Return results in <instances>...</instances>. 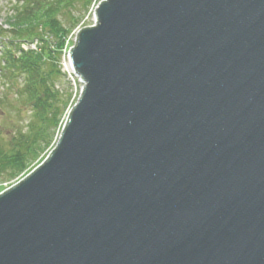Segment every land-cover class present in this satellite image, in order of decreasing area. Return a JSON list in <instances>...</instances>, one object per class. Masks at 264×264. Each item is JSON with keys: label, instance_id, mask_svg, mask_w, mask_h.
Segmentation results:
<instances>
[{"label": "water", "instance_id": "obj_1", "mask_svg": "<svg viewBox=\"0 0 264 264\" xmlns=\"http://www.w3.org/2000/svg\"><path fill=\"white\" fill-rule=\"evenodd\" d=\"M56 147L0 193V264H264V0H105Z\"/></svg>", "mask_w": 264, "mask_h": 264}, {"label": "trees", "instance_id": "obj_2", "mask_svg": "<svg viewBox=\"0 0 264 264\" xmlns=\"http://www.w3.org/2000/svg\"><path fill=\"white\" fill-rule=\"evenodd\" d=\"M93 1L18 0L7 21L10 30L0 29V74L6 83L0 93V119L8 123L10 132L8 136L0 130V177L6 172L10 173L9 178L22 175L33 161L34 168L43 160L39 156L50 146L71 98L68 90L59 86L64 77L60 62L66 42L79 26L78 13L91 7ZM35 42V50L22 47ZM20 79L23 83H19ZM14 92L24 99L21 107L26 105L24 109L31 112L25 131L24 126H17V121L22 122L25 116L13 106ZM14 111L20 115L16 121Z\"/></svg>", "mask_w": 264, "mask_h": 264}, {"label": "rangeland", "instance_id": "obj_3", "mask_svg": "<svg viewBox=\"0 0 264 264\" xmlns=\"http://www.w3.org/2000/svg\"><path fill=\"white\" fill-rule=\"evenodd\" d=\"M102 1H105V0H94L92 2L91 7L87 8L86 10L81 9V12L78 13L79 14V18H80L79 26L84 28V27H90L91 25L94 24L95 9L98 7V5ZM17 4H18V0H0V29L3 28V29H7L8 31L10 30V26L8 25L7 21H8V18L11 15L14 14V12H13L14 9L13 8ZM1 38L2 37L0 36V54H1V51H2V39ZM74 39H75V37H74V35H72L71 38H70V42L71 43L74 42ZM34 44L37 45L36 42ZM28 48H31V47H28ZM67 61H68V58L63 56L62 60L60 62V67H61V70H62V72L64 74V77H63V79H62V81H61L59 86L63 90H68V92L71 95V98L69 100L68 107L66 108V110L63 113V117L61 119L59 127H57L55 133L53 134V139H52V142H51L50 146L48 148H46L45 151H43L42 154L39 156V158L43 157V160L48 155V153L52 150V148L56 145V143H57V141L59 139V136H60V128L63 127V122H64V119L66 117L65 114L70 109L71 105H73L74 102L77 100V97L81 93L82 87L84 85L83 82H81L79 80V78H77V76H74L73 78H71L69 76L70 73L65 69V63ZM22 80L23 79H20L19 83H21ZM5 84L6 83L1 81V74H0V93H2V94H3L4 89H5ZM13 94L14 95L11 96L12 97L11 99L13 100V104H14L13 106L16 107L17 109L21 110L23 112V116H25V120H23L22 122L17 121V126L18 127L19 126L20 127L24 126L23 130L25 131L26 130L25 127L27 126V124L29 122L28 116L30 115L31 112L29 111V109H27V110L24 109L25 107H28V106L24 105L23 107H21L22 104L24 103V99L23 98L22 99L19 98V96H17L15 94V92ZM18 99L20 101H18ZM19 107H21V109ZM17 109H16V111H17ZM16 111H14V113H13V117H15L16 119L12 118V119H15V121L18 120V118L20 117V115L16 116V114H17ZM11 124H14V122L12 121ZM7 125H8V123L6 124V121L4 123L0 119V126H1L0 130H5V132L8 134V136H10V132L7 129L8 128ZM6 138H7V136H6ZM8 139H9V137H8ZM5 141H7V140H5ZM5 144L7 145V142ZM34 162L35 161H33L31 164H29L30 166L25 171V172H28L26 175H28L33 170V166L32 165H33ZM24 173L22 175L20 174V175L14 177V178H9L10 177V173L9 172L4 173L5 175L0 177V193H2L3 191L7 190V188H10L13 185L17 184L19 182V180H21V178L24 176Z\"/></svg>", "mask_w": 264, "mask_h": 264}, {"label": "bare ground", "instance_id": "obj_4", "mask_svg": "<svg viewBox=\"0 0 264 264\" xmlns=\"http://www.w3.org/2000/svg\"><path fill=\"white\" fill-rule=\"evenodd\" d=\"M65 69L71 74V75H73V69H72V66H71V63L69 62V61H67L66 63H65ZM61 134V133H60ZM60 137V136H59ZM59 140V139H58ZM58 142V141H57ZM54 147H56V145L54 146ZM54 147L52 148V150L54 149ZM51 150V151H52ZM50 151V152H51ZM47 158V157H46Z\"/></svg>", "mask_w": 264, "mask_h": 264}, {"label": "built area", "instance_id": "obj_5", "mask_svg": "<svg viewBox=\"0 0 264 264\" xmlns=\"http://www.w3.org/2000/svg\"><path fill=\"white\" fill-rule=\"evenodd\" d=\"M93 25H96V23H94ZM77 32H78V30L75 33H77Z\"/></svg>", "mask_w": 264, "mask_h": 264}]
</instances>
